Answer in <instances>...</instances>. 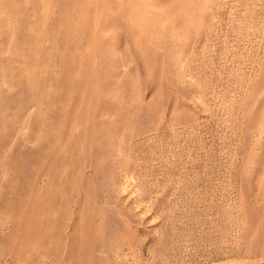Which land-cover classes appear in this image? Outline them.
Returning <instances> with one entry per match:
<instances>
[{"label": "rangeland", "instance_id": "1", "mask_svg": "<svg viewBox=\"0 0 264 264\" xmlns=\"http://www.w3.org/2000/svg\"><path fill=\"white\" fill-rule=\"evenodd\" d=\"M0 264H264V0H0Z\"/></svg>", "mask_w": 264, "mask_h": 264}]
</instances>
